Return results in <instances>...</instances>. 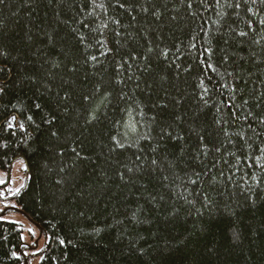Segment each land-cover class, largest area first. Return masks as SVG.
I'll use <instances>...</instances> for the list:
<instances>
[{
    "label": "trees",
    "instance_id": "trees-1",
    "mask_svg": "<svg viewBox=\"0 0 264 264\" xmlns=\"http://www.w3.org/2000/svg\"><path fill=\"white\" fill-rule=\"evenodd\" d=\"M18 159L41 264H264V0H0Z\"/></svg>",
    "mask_w": 264,
    "mask_h": 264
},
{
    "label": "rangeland",
    "instance_id": "rangeland-1",
    "mask_svg": "<svg viewBox=\"0 0 264 264\" xmlns=\"http://www.w3.org/2000/svg\"><path fill=\"white\" fill-rule=\"evenodd\" d=\"M25 162L16 160L10 171L0 169V186L2 195L0 198V215L6 222L21 225L23 231L24 255L29 259L28 264H41L42 253L46 247L44 237L39 238V229L35 227L18 209L14 196L20 192L26 182ZM37 244V245H36ZM33 246L36 248L32 250ZM32 247V248H31Z\"/></svg>",
    "mask_w": 264,
    "mask_h": 264
},
{
    "label": "water",
    "instance_id": "water-1",
    "mask_svg": "<svg viewBox=\"0 0 264 264\" xmlns=\"http://www.w3.org/2000/svg\"><path fill=\"white\" fill-rule=\"evenodd\" d=\"M16 211H18V212H20V213H22L25 217H27V219L33 224V225H35V227L36 228H38L39 229V232H40V236H39V238H41L42 236H43V231L41 230V228L39 227V225L38 224H36V223H34L21 209H16ZM37 245V244H36ZM34 248H36V247H34ZM26 264H28V261H27V259H26Z\"/></svg>",
    "mask_w": 264,
    "mask_h": 264
},
{
    "label": "bare ground",
    "instance_id": "bare-ground-1",
    "mask_svg": "<svg viewBox=\"0 0 264 264\" xmlns=\"http://www.w3.org/2000/svg\"><path fill=\"white\" fill-rule=\"evenodd\" d=\"M3 215H0V217H2ZM27 259V258H26ZM26 259H25V264H26ZM27 261H28V259H27ZM28 263H29V261H28Z\"/></svg>",
    "mask_w": 264,
    "mask_h": 264
}]
</instances>
